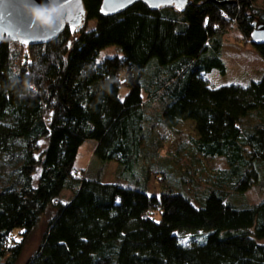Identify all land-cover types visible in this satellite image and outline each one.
I'll return each mask as SVG.
<instances>
[{
	"label": "trees",
	"instance_id": "trees-1",
	"mask_svg": "<svg viewBox=\"0 0 264 264\" xmlns=\"http://www.w3.org/2000/svg\"><path fill=\"white\" fill-rule=\"evenodd\" d=\"M261 2L192 0L183 10L138 2L107 15L102 0H83L78 32L65 28L43 45L0 43V264L18 262L46 216L25 264H264V197L235 204L264 189V73L221 88L206 79L226 76L231 27L264 61V46L251 42ZM109 47L119 54L99 61ZM184 123L194 131L191 163L227 165L198 168L197 207L167 176L159 200L148 194L153 176L170 169L153 126ZM87 141L99 161L116 163L117 183L102 182L104 167L93 177L75 168Z\"/></svg>",
	"mask_w": 264,
	"mask_h": 264
},
{
	"label": "rangeland",
	"instance_id": "rangeland-1",
	"mask_svg": "<svg viewBox=\"0 0 264 264\" xmlns=\"http://www.w3.org/2000/svg\"><path fill=\"white\" fill-rule=\"evenodd\" d=\"M255 6L263 7L261 0H254ZM93 23H90L91 26ZM75 33V32H72ZM223 48L222 59L226 65L227 72L225 77H221L216 71L206 76L208 84L213 88H221L230 86L232 84L247 85L251 81L259 80L264 73V61L258 56L253 48L242 39L240 33L235 27H231L227 34L223 36ZM119 52L114 47H109L100 52L98 60H102L106 57H112L118 55ZM126 91H121L122 95ZM155 133H158L161 137L163 149L160 153L161 158L168 160L165 173L163 175L156 174L153 176L148 184V194L155 199H160V180L163 176H167L169 183L175 191L177 186H182V191L191 199L194 206L197 207L196 200L194 198L196 192V185H201L202 181L200 176H204L205 172L201 171V175L198 176L197 171L200 167H203L206 171L225 170L227 165L221 158H203L198 156L195 160L197 163H191L192 157L187 154V143L190 138L194 137L193 126L191 123H184L179 125L175 130H168L162 125L155 124L152 128ZM96 147L95 142L87 141L78 150L75 160V168L77 170H83L89 176H95V174L104 167L102 172V182L106 184L117 183L118 180L115 177L116 163L110 162L105 164L94 157V149ZM169 163V164H168ZM164 167L163 170L164 171ZM153 166L151 169H154ZM264 171V166H262ZM199 173V174H200ZM192 179V182L190 181ZM123 184V182H121ZM166 185V184H165ZM71 195L69 192H63L61 194L62 201H68ZM151 197V198H153ZM264 197V189L260 187L252 188L245 197H238L235 204H242L243 199L249 204L259 202ZM47 216L42 218L36 229L28 237L24 246L23 252L16 264H25L26 260L36 250L41 236L46 228ZM180 241L184 244H189L188 237L180 238Z\"/></svg>",
	"mask_w": 264,
	"mask_h": 264
},
{
	"label": "water",
	"instance_id": "water-1",
	"mask_svg": "<svg viewBox=\"0 0 264 264\" xmlns=\"http://www.w3.org/2000/svg\"><path fill=\"white\" fill-rule=\"evenodd\" d=\"M192 0H102L101 11L113 15L135 3L142 2L150 9L186 8ZM87 15L83 0H0V43L9 39L26 46L43 45L54 41L69 28L78 32ZM251 42L264 46V21L253 24Z\"/></svg>",
	"mask_w": 264,
	"mask_h": 264
}]
</instances>
